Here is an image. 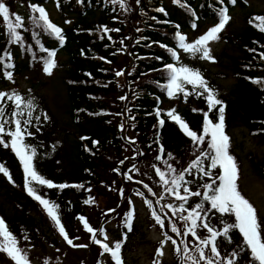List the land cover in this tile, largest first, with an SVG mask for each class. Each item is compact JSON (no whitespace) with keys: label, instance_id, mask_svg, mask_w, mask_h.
<instances>
[{"label":"trees","instance_id":"1","mask_svg":"<svg viewBox=\"0 0 264 264\" xmlns=\"http://www.w3.org/2000/svg\"><path fill=\"white\" fill-rule=\"evenodd\" d=\"M3 2L9 7L10 13L19 14L23 18V27L17 29L22 37L21 41L10 42L5 22L0 17V56L4 57L0 63V86L6 87L9 82H16L18 76L23 75L27 78L26 88L16 92L26 100L34 98L35 108L31 110L32 123L28 126V131L32 135L26 137V143L36 149L34 164L44 178L57 185H69L63 189L48 188L46 185L33 182V187L45 199L59 205L61 221L71 234H74L75 229L73 221L78 220L77 217L92 206L90 204L96 200L97 194L102 195L105 192L104 186L100 185L104 179L107 180L109 172L105 166L107 158L104 156H119L125 143L116 126L117 117L109 113L110 110H117L118 105L120 107L122 104L115 101L114 96L117 94L125 92L124 110L134 117L130 122L137 133V139L143 144V155L149 149L150 142L154 147V161L157 160L156 151L161 159L169 151L180 158L179 171L186 168L194 159V147L192 150H186L192 145L190 138L167 117V111L175 108L191 129L199 133L204 119L203 112L208 111V105L204 98L194 93L186 100L183 94H178L173 98L176 102L174 106L169 107L165 104H170L171 98L159 85L167 82L163 65L173 61L170 53L161 45L177 48L178 42L175 39L177 31L188 37L202 25H209L218 20L219 10L225 7L230 10L233 3L228 0H224L223 3L221 0H179V3L176 0L141 1L137 6L138 14L135 13L137 21L130 25L122 17L119 3L113 5L109 0ZM32 5L45 8L50 20L62 29L63 44L54 35L32 23L31 17L38 16V13L32 11ZM235 5H239L244 11L242 23L236 29L227 28L225 32L220 33L224 45L231 46L233 52L226 54L221 48L218 55L214 54L217 66L213 71H210L202 59L177 49L181 57L180 63L199 69L217 92V98L224 102L225 132L230 138V145L232 139L229 129L236 122H240L253 136L264 138V59L261 58V53H264V32L249 23L254 16H264V10L244 9L243 0H236ZM161 8L164 12L159 11ZM115 18L121 19V22ZM193 23L197 25L195 29L192 27ZM104 26L109 29L108 32L104 31ZM112 26H116L119 31H112ZM118 39L124 45L125 53H119ZM43 49L56 52L54 57L56 67L52 70H59L64 86V112L67 119H60L52 112L47 95L42 90L46 78L36 76L38 70L44 71V60L48 58V52ZM59 54L64 55L59 57ZM120 63L130 65L121 81L112 71V68ZM6 71L12 73L11 80L5 77ZM224 75H229L233 79L227 89H221L215 82L217 77ZM257 80L260 82H254ZM187 88L191 91L190 85ZM3 91L13 90L6 88ZM109 99H114L116 106L110 107ZM4 106L10 118L14 104L5 99ZM158 109L159 116L156 114ZM23 110L22 120L28 118L29 111L26 107ZM45 115L48 119H44ZM209 115L215 119V110ZM161 119L165 121L163 126L159 124ZM161 145L164 147V153L159 151ZM230 153L238 158L231 146ZM248 160L251 168L264 179V155L252 156ZM207 163L208 161H205V166ZM0 164L8 168L14 181L10 182L0 174V217L5 219L10 231L19 242L23 241L25 244L42 241L45 238L42 232L50 238L53 235L55 237L52 219L43 206L27 193L24 187L23 167L10 147L0 145ZM216 171L218 170H214V173ZM125 180L133 183L126 178ZM185 180L189 181L186 186L192 191L199 189L202 193L204 191L202 185L208 182V178L197 173L195 169L192 174L185 173ZM105 183L103 182L104 185ZM148 195L147 192L145 197ZM168 195L172 204L179 202L169 193ZM90 198L92 202L85 204L84 201ZM200 199L191 197L189 204L194 206ZM122 206L124 210L126 205ZM205 207H208L207 202ZM129 211L128 209L126 213ZM121 214L122 212L114 216V226H108L106 230L114 242L124 238L125 234H135L140 228L134 214L132 230L129 231L125 224L126 215L122 218ZM210 215L211 224L217 228L221 227V219L229 223L234 222V217L231 216L221 217L218 213ZM197 232L201 236L206 230L198 228ZM188 237L195 240L191 236ZM232 237L231 244L223 237L218 239L221 255L224 253L229 255L242 242L238 232L232 233ZM51 240L54 241L53 238ZM89 248L94 251L93 248ZM123 250L125 251V240L121 248L122 256ZM205 250L210 253L209 249ZM97 252L101 253L99 250L94 253ZM171 253L172 261H165L164 264H177L180 260L173 247ZM104 256L106 264H112L108 261L110 255L105 253ZM247 259L248 257L241 253L239 261L246 263Z\"/></svg>","mask_w":264,"mask_h":264},{"label":"snow or ice","instance_id":"2","mask_svg":"<svg viewBox=\"0 0 264 264\" xmlns=\"http://www.w3.org/2000/svg\"><path fill=\"white\" fill-rule=\"evenodd\" d=\"M112 2L119 3L121 8L126 7L125 0H112ZM136 2L139 3L140 0H136ZM176 2L179 3V0H176ZM223 2L224 0H221V3ZM231 3L235 4L236 0H231ZM31 8L33 12L38 13V16L31 17L32 23L54 35L59 42L63 44L64 36L62 34V29L50 20L45 8L37 5H32ZM159 11L164 12V9L161 8ZM193 15H195V13H193ZM0 17H2L5 22L10 42L21 41L22 37L17 29L23 27V18L19 14L10 13L9 7L3 0H0ZM230 20L231 16L228 14V9L226 7L221 8L218 12V22L194 40L189 41L186 34L177 31L175 33V39L178 42L177 48L161 45L170 53L173 62L163 65L167 82L159 86L166 90L170 98L176 97L178 94H183L186 100L189 95L194 93L204 98L208 105V111L203 112L204 119L199 133L191 129L188 122L178 114L175 108L167 111V117L179 126L180 130L190 138L194 146V159L190 161L187 167L177 172V169L173 167L172 164H168L167 161H164L168 169L166 173L159 167L153 165L159 180L163 185L167 186L165 187V191L172 195L176 201H179L178 204L169 203L164 207L168 208L174 217L180 214L178 219L185 222L184 231L181 232L176 223L169 220L171 232L175 233L177 236H191L198 241L194 249V251L199 254L197 257L189 254L190 249L187 243L182 240L181 243L183 244V248H181L177 245L176 240L165 233L166 239L171 241L173 245H177L175 247V252L179 256L181 264H187V262L199 264L200 261H205L206 264H239L241 253L248 257L246 264H264V221L260 220L257 209L239 190V168L236 158L230 153V138L225 132L224 102L217 98V92L209 85L199 69L193 68L188 64L180 63L181 57L177 50L182 49L184 53L193 57L214 62L215 58L212 55L210 42L220 39V33H222ZM249 23L253 24L261 32H264V16H254ZM192 27L195 29L197 25L193 23ZM177 28H179L178 25ZM104 31L108 32L109 29L104 26ZM113 31H119V29H114ZM43 50L48 52V58L44 60V71L51 75L52 69L56 67V61L54 59L56 52L49 51L48 49ZM8 55L10 58V53ZM261 58L264 59V53H261ZM157 59L161 58L157 57ZM3 60L4 57L0 56V63H2ZM5 67H11V65H5ZM4 74L7 79H12L11 72L6 71ZM123 74L124 73L121 71L116 72L117 76ZM254 82L259 83L260 81L257 80ZM189 85L191 86V91L187 88ZM5 99L12 101L14 104V109L10 113V118L6 114V108L4 106ZM121 99H126V97H121ZM217 106L219 107L217 108ZM25 107L29 110L27 113L28 118L22 120L21 117L24 116L23 108ZM34 108V98H28L26 100L15 90L11 92L0 91V145L6 148L10 147L18 157L23 167L24 187L28 195L43 206L65 241L73 247H87L88 245L73 244V239L69 237L61 221L58 211L59 205L54 201L45 199L38 193L36 188L33 187V182L46 185L48 188L56 187L63 189L69 187L67 184H54L50 179L44 178L38 172L34 164L36 149L26 143V137L32 135V133L28 131V126L32 123L31 110ZM214 110L215 119L209 115V113H212ZM193 111H197V109H193ZM156 114L157 116L160 115L159 109ZM36 119L38 120L39 117H36ZM44 119H48L47 115L44 116ZM164 123L165 121L163 119L159 120L160 126H163ZM10 125H14V127H10ZM121 127H123V125ZM205 144L206 147H204ZM159 151L160 153H164L163 145L160 146ZM167 155L169 157L172 156L171 153H167ZM156 159H161V156L158 155ZM205 161H208L207 166H205ZM121 163H123V161H121ZM133 168H135V165ZM193 169L200 175L208 178V182L202 185L204 189L203 193L199 189L192 191L186 186L189 181L185 180V173L192 174ZM214 170L218 171L214 173ZM169 173L172 174L171 178H169ZM0 174H3L10 182L14 183L10 171L4 164H0ZM127 179L131 180L132 177L127 176ZM74 186L83 187V185ZM144 187L148 188V185L145 184ZM148 191L151 192L152 189L148 188ZM137 195L142 196L144 194L138 192ZM153 195H155V193H153ZM191 197H200L201 199L193 206L189 204ZM161 199H163V197H161ZM91 202V198L84 201L85 204ZM144 202L152 210L151 215L155 219V222L163 229L166 226L165 220L157 213L155 208H153V202L148 199H145ZM205 202H207L208 207H205ZM129 203L131 204V201H129ZM157 203H159V201H157ZM114 211L115 209L108 210V212ZM163 211L164 208L162 207L160 212ZM183 213L187 214L183 215ZM210 213H218L221 217L225 215L234 217V222L229 223L221 219V227L217 228L211 224L212 217ZM125 215V224L128 230L131 231L134 210H130ZM165 216H167V213H165ZM77 218L83 223L85 231L91 234V242L101 248L100 255L107 253L110 255L114 264H124L121 256L123 240L115 241L112 245H109L106 243L108 236L103 226L96 229L89 224L86 217L78 216ZM198 228L205 229L208 235L203 237L200 236L197 232ZM234 232L240 234L242 242L238 244L229 255L222 256L218 239L223 237L231 244L233 242L232 233ZM0 238H2L0 239V252L6 253L15 264H30L27 251L19 246V241L10 231L3 217H0ZM25 239H27L26 236ZM76 239H79V237ZM124 239H126V234ZM161 245H163V242H161ZM206 248L209 249L211 255L206 254ZM57 251H59V249H57ZM156 255H163L162 246L161 248H157ZM44 264H49V261L46 259ZM154 264H159V262H154Z\"/></svg>","mask_w":264,"mask_h":264},{"label":"rangeland","instance_id":"3","mask_svg":"<svg viewBox=\"0 0 264 264\" xmlns=\"http://www.w3.org/2000/svg\"><path fill=\"white\" fill-rule=\"evenodd\" d=\"M109 1L112 2V0ZM141 1L145 0H140V2ZM244 1V9L250 8L254 11L264 10V0ZM140 2L137 3L136 0H125L126 7L122 8L121 12L123 13L122 17L125 19V22L130 25L135 24L137 21V16H135V13H137V6H139ZM112 4L115 5L118 3L112 2ZM243 12V9L240 8L239 5L232 6L228 13L231 16V20L223 31L225 32L227 28L236 29V27L242 23ZM52 15L54 16L53 10ZM115 20H119L121 22V19L119 18H115ZM213 25L214 24L202 25V27H200L195 33L188 35L189 41L194 40ZM111 29L113 31L117 28L116 26H112ZM118 41L120 43L118 46L120 51L119 53H125L124 45L120 42V39H118ZM210 47L212 50V55H218V51L221 48L226 54L233 52V48L228 44L224 45V42L221 40V38L217 41L210 42ZM59 55V57H63L64 54ZM202 60L204 61L203 63L209 67L210 71H213L217 66V60L214 62L207 59ZM129 66L130 65L126 66L125 64L120 63L119 65L114 66L112 71L114 75H116L117 71L124 73L120 76L116 75L121 81L125 76V70ZM36 76L46 78V84L42 90L47 95V101L52 112H54L55 115L60 119H67V115L64 112V86L61 81L59 70H52L51 75H49L40 69L38 70ZM232 80L233 79L229 75H224L217 77L215 82L218 83L221 89H227L232 83ZM26 86L27 78L22 75L17 77L16 82H9L6 87L0 86V91H3L6 88L15 91H22L26 88ZM114 97L117 103L122 102V104L120 107L118 105L117 110H110L109 113L117 117L116 126L118 127L125 143H123V148L119 156H104L107 158L105 160V166L109 172L107 180L104 179L100 185L104 186L103 188L105 189V192L102 195L97 194L96 200L94 199L93 203L90 204L92 206L88 209L86 208L84 214L80 216L86 217L89 224L94 228L99 229L101 226H103L104 229L107 230L108 226H114L115 215H119V213L122 212L121 217L123 218V215L126 214L128 209L134 210L135 218L139 221L140 228L135 234H127L126 239L120 238L121 240H125V251L123 250L124 256L121 255L125 260L124 264H154V262L157 261L159 264H164L165 261H172L170 260L171 258L173 259L171 256V248L173 247L175 250L177 245L183 248V244L181 243L182 240L188 244L190 249L189 254L198 257L199 254L194 251L198 241L189 237H184L183 235L177 236L175 233L171 232L169 220L175 222L181 232L184 231L185 222L178 219L180 214H177V216L174 217L172 216L171 211L164 207L165 205L172 202L168 193L165 191V187L167 186L162 184L158 175L156 174L155 168L152 167V165H158L163 171L167 173V164L164 163V161H167L168 164H172L178 172L181 169L180 158L178 155L174 154L169 157L167 155L169 151H167L162 159H157L154 161V147L150 142H148L150 146L149 149L147 150L146 154L143 155V144L139 139H137V133L133 130V124L130 122L134 119V117L128 113L127 110H124L125 99H121V97H125V92L123 94H117ZM173 98L170 99V104H165L169 105V107L176 105V102L173 100ZM108 101L110 107L111 105L116 106L114 99H109ZM165 104L164 107L166 106ZM122 125L123 127H121ZM229 131L232 139L230 146L238 155L236 160L238 162L237 165L239 168V190L257 209L260 220L264 221V179H262L251 168L248 160L252 156L260 157L264 155V138L253 136L247 131V128L240 124V122H236L235 125L230 127ZM193 147V145H190L186 150H192ZM156 155L158 156L157 151ZM121 161H123V163H121ZM184 164L186 163H183V165ZM134 165L135 168H133ZM168 175L169 178H171L172 174L169 173ZM127 176L132 177V179L129 181H133V183L130 184L125 180V178L127 179ZM103 182H106L105 185ZM145 184L148 185V188L152 189L151 192L148 191V188L144 187ZM138 192H141L144 195H137ZM147 192L149 195L145 197ZM153 193H155V195H153ZM161 197H163V199H161ZM145 199L151 200L153 202V208H155L157 213L165 220L166 226L163 229L155 222V219L151 215L152 210L144 202ZM129 201H131V204ZM157 201H159V203H157ZM178 203L179 202H177V204ZM123 204L126 205L124 210L122 206ZM162 207L164 208V211L160 212ZM109 209H115V211L108 212ZM92 210L94 211L91 213ZM165 213H167V216H165ZM186 214L187 213H183V215ZM52 222L54 225L55 237L53 235L51 238H53L54 241L51 240L49 235H45L41 231L43 236H45L42 241H36L34 244H25L23 241L19 242V246L27 251L30 264H44L46 259L49 261V264L107 263L104 255H100L98 252L94 253L97 250L101 252V248L91 242V234L85 231L83 223L79 219L73 221V225H75L74 234H71L66 228L65 229L69 237L73 239V244L88 245L87 247H73L69 245L59 233L53 220ZM106 232L108 236L106 243L112 245L114 241L110 237L109 232ZM165 233L176 240L177 245H173L171 241L167 240ZM206 235H208V233L203 232L201 236L203 237ZM77 237H79V239H76ZM161 242H163V245H161ZM161 246L163 255L157 256L156 250L157 248H161ZM89 247L93 248L94 251H91ZM57 249H59V251H57ZM205 252L206 254L211 255L208 251L205 250ZM227 255V253H224L222 256ZM108 261H111L112 264H114L111 258H108ZM203 262H199V264H203ZM0 264H15V262L10 257H8L6 253L2 252ZM177 264H181V261L179 260ZM187 264H191V262H187ZM239 264L246 263L244 261H239Z\"/></svg>","mask_w":264,"mask_h":264}]
</instances>
